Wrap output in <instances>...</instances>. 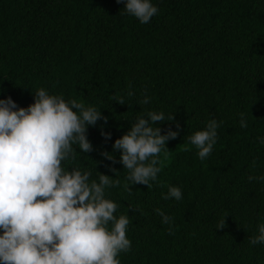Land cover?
<instances>
[{
	"label": "trees",
	"instance_id": "obj_1",
	"mask_svg": "<svg viewBox=\"0 0 264 264\" xmlns=\"http://www.w3.org/2000/svg\"><path fill=\"white\" fill-rule=\"evenodd\" d=\"M153 3L159 12L142 24L117 0H0V99L26 108L45 88L101 108L107 123L87 132L94 150L64 163L119 180L106 195L131 220L121 264H264V243L249 242L264 223V0ZM147 111L174 116L162 134L180 126L149 187L130 184L112 149ZM212 118L217 142L201 160L189 137ZM170 186L182 200L163 199Z\"/></svg>",
	"mask_w": 264,
	"mask_h": 264
},
{
	"label": "clouds",
	"instance_id": "obj_2",
	"mask_svg": "<svg viewBox=\"0 0 264 264\" xmlns=\"http://www.w3.org/2000/svg\"><path fill=\"white\" fill-rule=\"evenodd\" d=\"M117 3H123L125 12L142 24L159 12L153 0ZM116 102L125 104L122 97ZM149 103L147 95L140 101ZM101 119L107 123L101 108L45 88L34 93V103L26 108L11 96L0 99V264H121L120 254L131 249L127 236L131 220L128 215L117 216L118 204L106 195V190L119 186V180L98 171L92 179V171L64 163L77 152L94 150L87 132ZM173 120L163 111H147L137 115L128 131L115 140L113 153L120 152L119 162L128 170L131 185L149 187L150 181L157 180L161 152L180 135L179 124L177 130L169 128L163 134L159 124ZM240 126H248L243 114ZM219 127L220 122L212 118L189 137L201 160L211 155ZM101 134L106 141L112 138L110 132ZM260 143L264 144V137ZM113 153L102 155L114 160ZM111 171L116 175L115 169ZM163 199L182 200L181 188L170 186ZM156 211L162 223L171 226L172 217ZM225 226L224 218L216 229ZM249 242L264 243V223Z\"/></svg>",
	"mask_w": 264,
	"mask_h": 264
}]
</instances>
